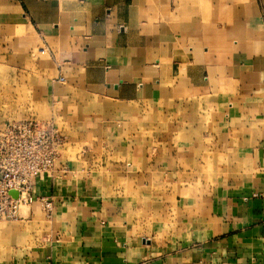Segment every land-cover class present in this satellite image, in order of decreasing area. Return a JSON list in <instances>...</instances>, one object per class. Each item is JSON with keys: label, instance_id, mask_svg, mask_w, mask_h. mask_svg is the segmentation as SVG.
Instances as JSON below:
<instances>
[{"label": "crops", "instance_id": "0c3cea01", "mask_svg": "<svg viewBox=\"0 0 264 264\" xmlns=\"http://www.w3.org/2000/svg\"><path fill=\"white\" fill-rule=\"evenodd\" d=\"M0 64L69 135L0 264H264V0H0Z\"/></svg>", "mask_w": 264, "mask_h": 264}, {"label": "built area", "instance_id": "2783aa9c", "mask_svg": "<svg viewBox=\"0 0 264 264\" xmlns=\"http://www.w3.org/2000/svg\"><path fill=\"white\" fill-rule=\"evenodd\" d=\"M62 143L50 122L21 119L0 126V221L21 220L23 209L36 203L53 213V200L34 189L38 180L55 176Z\"/></svg>", "mask_w": 264, "mask_h": 264}, {"label": "rangeland", "instance_id": "374dc122", "mask_svg": "<svg viewBox=\"0 0 264 264\" xmlns=\"http://www.w3.org/2000/svg\"><path fill=\"white\" fill-rule=\"evenodd\" d=\"M50 116L48 107L34 100L30 88L18 86L15 71L10 68L7 69V67L0 64V122L21 119H38L50 122L59 129V133L62 134V141H67L65 136L69 135L65 133L64 130H61L63 125L62 122L57 119H51ZM37 204L39 203L34 205ZM23 211H27V209L24 208ZM24 221L25 219L0 221L2 225L0 229L6 230L8 229V225L12 224L20 226L21 222ZM3 244L4 236L0 234V247Z\"/></svg>", "mask_w": 264, "mask_h": 264}, {"label": "bare ground", "instance_id": "6f19581e", "mask_svg": "<svg viewBox=\"0 0 264 264\" xmlns=\"http://www.w3.org/2000/svg\"><path fill=\"white\" fill-rule=\"evenodd\" d=\"M0 227H2V225L0 224Z\"/></svg>", "mask_w": 264, "mask_h": 264}]
</instances>
